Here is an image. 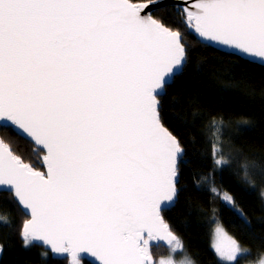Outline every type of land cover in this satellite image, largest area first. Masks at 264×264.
Instances as JSON below:
<instances>
[{
    "label": "snow or ice",
    "instance_id": "1",
    "mask_svg": "<svg viewBox=\"0 0 264 264\" xmlns=\"http://www.w3.org/2000/svg\"><path fill=\"white\" fill-rule=\"evenodd\" d=\"M188 33L264 67V0H0V133L42 153L43 170L0 138V194L29 217L19 232L25 249L39 242L70 264L83 254L93 264H154L153 240L183 251L163 213L175 206L189 161L165 106L189 67ZM170 111L176 119L175 96ZM224 124L209 117L214 169L197 187L230 162ZM242 175L255 187L247 163ZM209 191L250 226L230 193L214 182ZM0 223L10 221L0 215ZM216 232L221 261L248 251Z\"/></svg>",
    "mask_w": 264,
    "mask_h": 264
},
{
    "label": "trees",
    "instance_id": "2",
    "mask_svg": "<svg viewBox=\"0 0 264 264\" xmlns=\"http://www.w3.org/2000/svg\"><path fill=\"white\" fill-rule=\"evenodd\" d=\"M172 22L178 23V20ZM185 43L189 49V67L170 90L165 123L180 139L189 163L181 164L179 198L174 207L163 213V218L172 233L181 238L194 264H224L211 249L214 222H219L229 237L248 250L233 264H253L250 262L264 255V199L259 192L264 186V67L213 47H201L191 33L185 36ZM201 65L203 70L199 71ZM172 96L176 97V119H168L173 115L170 111ZM213 115L224 118L222 147L230 162L222 170H215L209 181L201 180L197 187L196 179L214 169L208 136L209 117ZM0 138L15 154L43 170L42 153L35 152L28 139L10 133H0ZM244 163L248 165L255 187L245 182ZM211 182L221 192L235 198L236 204L247 214L250 226L209 191ZM0 215L10 221L9 225L0 223V245L3 246L0 264H70L66 257L53 259L43 245L35 242L29 249L23 247L19 232L27 217L7 192L0 194ZM150 244L151 254L155 247H166L156 240ZM157 257L153 253L152 260L155 262ZM81 264L90 263L83 259Z\"/></svg>",
    "mask_w": 264,
    "mask_h": 264
},
{
    "label": "rangeland",
    "instance_id": "3",
    "mask_svg": "<svg viewBox=\"0 0 264 264\" xmlns=\"http://www.w3.org/2000/svg\"><path fill=\"white\" fill-rule=\"evenodd\" d=\"M264 189V186L260 188V193H261V190ZM218 227H222L219 222H214L212 224V227H211V249L212 251L214 252L216 258L224 263V264H233L236 260L234 261H221L217 254L215 253L214 251V248H213V245L215 243H217L219 241V236L217 235V228ZM223 228V227H222ZM224 230V229H223ZM225 232V231H224ZM225 234L227 236H229L226 232ZM178 237V236H177ZM180 240L181 238L178 237ZM182 241V240H181ZM183 243V242H182ZM153 253H156L158 255L157 259L155 260L154 264H160V261L161 260H164V261H168V260H172L174 262V264H182V262L184 261L185 259V256L189 257L188 254L186 253L185 251V248H184V244H183V251L177 249L175 251H172L171 249V246L169 244L166 245V247H155V250ZM153 253H152V256H153ZM248 253V251L246 253H242L240 255H238V257L240 256H244ZM264 256V255H262ZM237 257V258H238ZM190 258V257H189ZM261 256L259 257V259H257L255 262H250V263H253V264H259V260H260Z\"/></svg>",
    "mask_w": 264,
    "mask_h": 264
},
{
    "label": "water",
    "instance_id": "4",
    "mask_svg": "<svg viewBox=\"0 0 264 264\" xmlns=\"http://www.w3.org/2000/svg\"><path fill=\"white\" fill-rule=\"evenodd\" d=\"M143 3V2H142ZM150 10L151 11H155V8H150ZM195 37V36H194ZM195 39H196V37H195ZM210 47H213V48H215V49H217V50H219V51H221V52H224V53H228L229 54V50L228 49H226V48H222V47H216V46H210ZM242 58H244V57H242ZM244 59H246L247 60V58H244ZM255 64H258V63H255ZM259 65V64H258ZM27 139V138H26ZM29 140V139H28ZM30 141V140H29ZM31 142V141H30ZM32 143V142H31ZM33 144V143H32ZM17 203V202H16ZM17 205H18V203H17ZM19 207V206H18ZM20 208V207H19ZM21 209V208H20ZM22 211V210H21ZM26 216V215H25ZM27 217V216H26ZM29 217H27V219H28ZM145 236H147V234L145 233ZM158 243H160V244H162V245H167L168 243H167V241L166 240H156ZM35 243H37V244H39V245H42L41 243H39V242H35ZM45 247V246H44ZM48 251H49V253L51 254V256H52V258L53 259H57V258H59V259H61V258H63L64 256H61V255H56V254H53L52 252H51V250H50V248H48V247H45ZM69 258V260L71 259L70 257H68ZM83 259L85 260V261H87L88 263H90V264H93V260H94V258H92L91 256H89V255H86V254H83Z\"/></svg>",
    "mask_w": 264,
    "mask_h": 264
}]
</instances>
